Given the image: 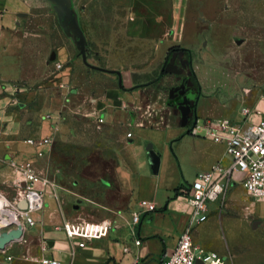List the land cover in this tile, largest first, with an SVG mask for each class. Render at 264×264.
<instances>
[{"label":"rangeland","instance_id":"rangeland-1","mask_svg":"<svg viewBox=\"0 0 264 264\" xmlns=\"http://www.w3.org/2000/svg\"><path fill=\"white\" fill-rule=\"evenodd\" d=\"M64 1L75 14L84 44L69 14L58 13L54 0H17L7 13L10 26L0 28V35H6L2 47L12 44L17 50L10 51L15 66L7 58L14 76L7 107L18 109L22 117L20 133H6L0 119V204L12 206L23 189L19 166L30 159L47 192L40 213L56 203L70 220L95 221L91 216L97 215L96 209L82 208L76 199L65 207L64 194L71 195L83 182L115 183L119 166L131 160L134 126H179L181 115L170 89L183 77L189 76L199 89L195 115L201 119L214 112L219 116L210 107L223 110L230 102L264 97V0H189L183 40L169 47L167 41L152 40L172 37L170 27H149L147 39H141L132 26L136 13L112 0ZM173 46L185 50L168 59ZM168 61L182 74H162ZM137 70L141 73L126 74ZM115 71L132 79L128 84L133 89L108 97L120 85ZM46 137V152L36 155L27 140ZM14 142H25L33 152L18 161L11 155ZM243 201L208 212L209 219L192 234L196 243L228 256L232 264H264V219L250 199ZM208 206L214 210L215 204ZM22 238L8 252L18 258L16 264H34L24 257L41 255L42 241L32 249L31 233L24 231Z\"/></svg>","mask_w":264,"mask_h":264},{"label":"crops","instance_id":"crops-1","mask_svg":"<svg viewBox=\"0 0 264 264\" xmlns=\"http://www.w3.org/2000/svg\"><path fill=\"white\" fill-rule=\"evenodd\" d=\"M112 1L127 8L129 14L136 13L132 26L136 30L137 37L147 39L144 35L147 28L159 25L170 27L172 37L164 36L151 39L152 41H159L162 44L167 41L169 44L166 47H169L183 40L189 0ZM17 5V0H0L1 29L4 26L6 28L10 26L7 23L9 20L7 13L14 10ZM1 12L5 13L1 14ZM4 39L6 35H0V66L5 68V73H0L3 81V85L0 83V119H3L6 125V133H20L21 113L18 109L7 107L12 95L9 84L14 79L10 71L12 64L10 60L15 66V59L10 51L17 50L12 44L7 48L2 47V44L6 42ZM8 57H10L9 61H7ZM137 71H129L126 74L141 73V70ZM115 73L119 76L120 85L109 90L108 97H114L121 89L130 91L126 89L130 88L128 83L132 79L123 77L124 73L118 71ZM121 81L124 82L121 83ZM244 108L262 112L258 116L252 114L249 117L250 122L264 118V97L260 98L256 94L253 100L230 102L224 105L223 110H217L214 106L210 107L214 111H219V116L217 112H214L213 116L216 117L205 114L203 118H227L241 122L244 119ZM194 117L201 116L193 115L192 119ZM189 124L186 127L180 124L168 128L134 126L130 138L131 160L119 166L120 174L115 183L103 181V185H99L83 182L79 187L71 190V195L64 194L65 207L71 205L76 199L81 202L82 208L91 207L97 210V215L91 218L113 221L114 228L108 237L91 241L85 247H78L77 240L69 239L58 228V225L70 220V217L63 212L61 214L55 203L46 212H36L34 216L38 220L37 225L25 229V232L31 233V240L35 241L32 249H37L41 241L47 239L51 243L50 255L62 260L64 264H161L174 251L179 236L190 223L193 229L195 226L198 229L209 219L208 216L207 220L196 223L198 214L194 216L188 197L182 193V189L189 188L200 172L210 170L217 163L229 165L231 162L225 144L191 135L188 131ZM135 138L138 140L137 143ZM11 149V155L18 161L33 152V148L25 142H14L11 144ZM240 176L241 174H236L234 178L236 180L231 181L224 197L212 202L215 204L214 210H210L208 206L207 213L214 212L218 208L222 211L223 208L243 203L244 197L247 200L250 199L238 180ZM40 183L41 181L35 187L45 190ZM250 201L256 209H259L258 213L264 219V201L253 202L251 199ZM148 203L154 204L156 208L146 213L144 221L138 226L137 237L141 239V243L137 245L133 237L132 216ZM59 206L63 210L62 204ZM50 224H53V227ZM25 240L29 241V239ZM126 246L129 247L128 251L124 250Z\"/></svg>","mask_w":264,"mask_h":264},{"label":"built area","instance_id":"built-area-1","mask_svg":"<svg viewBox=\"0 0 264 264\" xmlns=\"http://www.w3.org/2000/svg\"><path fill=\"white\" fill-rule=\"evenodd\" d=\"M260 110L243 109L244 119L235 121L227 118L212 119L194 117L188 127L193 136L212 139L226 146L230 157V164H215L210 170L200 172L189 188L182 189L188 197L194 216L198 214L197 222L208 218V203L222 199L236 174H241L238 180L245 188L247 196L253 202L264 201V118L250 122L249 117L261 115ZM27 142L36 148V155H43L50 144L49 138L28 139ZM19 172L24 178L22 190L18 193L11 205L17 210V220H22L24 231L28 227L37 225L38 220L34 214L45 206L47 192L35 186L41 181L34 163L27 159L19 166ZM236 180V179H234ZM31 194H36V200L31 199ZM25 203L22 208L20 204ZM154 204H144V208L133 213V237L135 243L140 245L141 239L137 237V228L144 221L146 213L155 210ZM5 218L6 215H4ZM14 220H7L0 226V235L14 227L18 228ZM69 239L78 241V247H85L89 242L101 240L109 236L113 230V221L103 220H66L60 226ZM192 223L178 238L177 245L170 256L161 264H232L229 257L210 251L195 242ZM22 239V238H21ZM20 239V240H21ZM18 240V241H20ZM17 242V241H16ZM15 242L10 243L5 249H0V264H16L18 258L8 252ZM41 255L26 256V261L34 264H64L62 260L47 254L50 241L44 239L41 244ZM125 251L129 247L124 248Z\"/></svg>","mask_w":264,"mask_h":264},{"label":"water","instance_id":"water-1","mask_svg":"<svg viewBox=\"0 0 264 264\" xmlns=\"http://www.w3.org/2000/svg\"><path fill=\"white\" fill-rule=\"evenodd\" d=\"M55 3V7L56 10L58 11V13L60 14H65L68 13L74 27L78 30V32L80 33L81 36V42L82 44H84V36L78 26V22L76 20L75 14L73 12V10L70 8V6L64 1V0H54ZM82 52H83V58L84 60H86V53H85V49L84 46L82 48ZM56 58V53H53L51 56V59L54 60ZM183 70L181 68H179L176 64L173 63V61H168L166 62V64L164 65L163 69H162V73H175V74H182ZM185 85L181 84V85H177L174 86L170 89V98L173 99L175 98L176 94L179 90H180V94H184L185 91L182 90V88H184ZM184 100L180 101V106L183 104ZM186 110L183 111L182 113V119H181V126L186 127L190 120L192 119L194 113L192 110V107L190 105H187ZM20 206L22 208L26 207L25 203L20 204ZM23 231L22 228L20 230L17 229H13L9 232H3L0 235V249H5L7 245H9L12 242L18 241V239L23 235ZM51 244V243H50Z\"/></svg>","mask_w":264,"mask_h":264},{"label":"flooded vegetation","instance_id":"flooded-vegetation-1","mask_svg":"<svg viewBox=\"0 0 264 264\" xmlns=\"http://www.w3.org/2000/svg\"><path fill=\"white\" fill-rule=\"evenodd\" d=\"M176 52V51H174ZM172 52V53H174ZM171 53V54H172ZM171 54L169 55L168 59L172 58ZM176 56L174 57V59L176 60ZM188 65H190V61H188L187 63ZM181 84H184L185 87L182 88V90L185 91V93L182 95L180 94V90L176 93L178 95L175 96V98H173L174 102H175V106L177 108V110L179 111L181 117H182V113L183 111H185L186 106L190 105L192 107L193 113L194 115L196 114V106H197V100L199 97V89L193 84L191 78L189 76L183 77ZM183 101V104L180 106V101Z\"/></svg>","mask_w":264,"mask_h":264},{"label":"bare ground","instance_id":"bare-ground-1","mask_svg":"<svg viewBox=\"0 0 264 264\" xmlns=\"http://www.w3.org/2000/svg\"><path fill=\"white\" fill-rule=\"evenodd\" d=\"M36 194H31V199L34 201L36 200ZM6 215L7 218L4 217ZM14 220L16 221L19 225L17 230H20L22 228V231L24 232V226L22 225V220L18 221L17 220V210L15 209L14 206H8L6 204H0V226L3 225L4 222H7V220ZM22 236L18 239L20 240Z\"/></svg>","mask_w":264,"mask_h":264},{"label":"trees","instance_id":"trees-1","mask_svg":"<svg viewBox=\"0 0 264 264\" xmlns=\"http://www.w3.org/2000/svg\"><path fill=\"white\" fill-rule=\"evenodd\" d=\"M181 50H185L184 48L182 47H179V46H173L169 49L168 53H167V58L169 57V55L174 52V51H181ZM133 88H128L126 90H132Z\"/></svg>","mask_w":264,"mask_h":264}]
</instances>
